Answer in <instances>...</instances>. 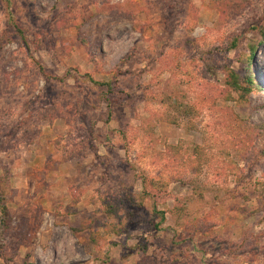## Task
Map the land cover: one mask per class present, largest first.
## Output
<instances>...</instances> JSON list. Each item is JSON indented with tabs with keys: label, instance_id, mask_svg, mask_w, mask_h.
<instances>
[{
	"label": "rangeland",
	"instance_id": "1",
	"mask_svg": "<svg viewBox=\"0 0 264 264\" xmlns=\"http://www.w3.org/2000/svg\"><path fill=\"white\" fill-rule=\"evenodd\" d=\"M263 26L264 0H0V264H264V42L262 88L226 85Z\"/></svg>",
	"mask_w": 264,
	"mask_h": 264
},
{
	"label": "trees",
	"instance_id": "2",
	"mask_svg": "<svg viewBox=\"0 0 264 264\" xmlns=\"http://www.w3.org/2000/svg\"><path fill=\"white\" fill-rule=\"evenodd\" d=\"M257 32H258V36L252 39L253 41L250 44V51L247 54L246 58L244 59V63L246 64L244 68V74H240L238 71H236L235 69H231L230 67L226 70V85L229 87L231 91L238 94L237 100H239V102L241 103L247 101L252 92H257L262 88L256 78V75L252 70V60L258 46H260L264 42V26L258 28ZM86 45L88 46L87 42ZM232 45L236 46L235 43H233ZM40 69L46 76H49L45 72L44 68L40 67ZM56 78L58 79V77ZM91 80L98 85L106 84V83L94 81L93 79ZM105 100L108 103L110 102V98L108 97V95L105 96ZM262 128H264V125H262ZM251 133L253 132L251 131ZM178 154L179 153L177 151L173 154V156L177 161L180 160L178 159L179 158ZM5 201H6L5 197L0 191V237L4 234V231L6 229L9 220V210Z\"/></svg>",
	"mask_w": 264,
	"mask_h": 264
}]
</instances>
